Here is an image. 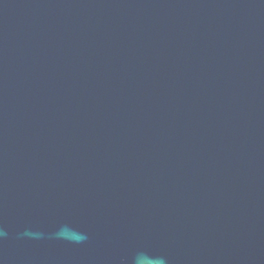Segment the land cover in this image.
I'll list each match as a JSON object with an SVG mask.
<instances>
[{"label":"water","instance_id":"obj_1","mask_svg":"<svg viewBox=\"0 0 264 264\" xmlns=\"http://www.w3.org/2000/svg\"><path fill=\"white\" fill-rule=\"evenodd\" d=\"M0 264H264V0H0Z\"/></svg>","mask_w":264,"mask_h":264},{"label":"clouds","instance_id":"obj_2","mask_svg":"<svg viewBox=\"0 0 264 264\" xmlns=\"http://www.w3.org/2000/svg\"><path fill=\"white\" fill-rule=\"evenodd\" d=\"M3 234L4 233L2 231H0V236H2ZM133 264H144V261H143L142 257L138 255V256L134 257ZM156 264H165V260L163 258L158 259L156 261Z\"/></svg>","mask_w":264,"mask_h":264}]
</instances>
